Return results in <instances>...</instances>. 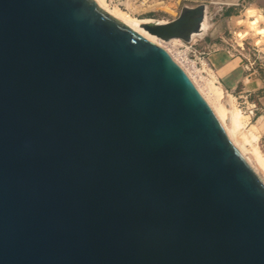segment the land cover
<instances>
[{
	"label": "water",
	"instance_id": "obj_1",
	"mask_svg": "<svg viewBox=\"0 0 264 264\" xmlns=\"http://www.w3.org/2000/svg\"><path fill=\"white\" fill-rule=\"evenodd\" d=\"M206 17L141 27L189 44ZM0 264H264L261 174L95 0H0Z\"/></svg>",
	"mask_w": 264,
	"mask_h": 264
},
{
	"label": "rangeland",
	"instance_id": "obj_2",
	"mask_svg": "<svg viewBox=\"0 0 264 264\" xmlns=\"http://www.w3.org/2000/svg\"><path fill=\"white\" fill-rule=\"evenodd\" d=\"M211 1L105 0L107 6L119 7L133 18L161 22H168L176 18L183 6L192 7L201 2L205 3L207 17L204 31L194 35L193 40L189 44H185L187 48L181 46L180 43H175L174 47L181 50L186 49V56L200 69L203 78H210L211 74L214 75L217 84L222 87L224 92L222 101L227 108H229V95L234 97L235 105L247 117L245 126L249 128L253 124L257 128L259 132L257 145L264 155V37L253 35L243 21L245 10L250 6L240 4L225 8L220 4H211ZM228 11L229 15H226ZM259 26L264 27V17L260 18ZM244 32L248 34L244 37L238 35V33ZM257 40L260 42L257 43ZM153 42L157 43V41ZM215 57L216 60H214ZM228 59L232 63L226 69L231 68L234 75L237 76V78L235 77L236 81H233L235 86L232 88L227 87L228 82L224 81L232 74L229 72V75L221 76L223 70H220L219 66L222 60ZM203 63L206 64V67ZM259 173L264 179L263 172Z\"/></svg>",
	"mask_w": 264,
	"mask_h": 264
},
{
	"label": "bare ground",
	"instance_id": "obj_3",
	"mask_svg": "<svg viewBox=\"0 0 264 264\" xmlns=\"http://www.w3.org/2000/svg\"><path fill=\"white\" fill-rule=\"evenodd\" d=\"M96 3L108 12L111 16L127 25L130 29L140 34L145 39L151 41H157V45L162 47L169 55L181 66V68L189 76L193 84L199 90V92L204 96L212 110L224 126L226 132L237 145V147L242 151V153L252 162V164L259 169L264 174V155L260 152L257 141L259 139V132L255 125H250L249 128L245 126L247 117L244 116L240 109L234 103V97L229 95V108L223 103L224 92L222 87H220L214 75H210V78H203L200 69L195 66L194 62L186 56V49L175 48V43H180L181 46L186 47L182 44L180 40L173 39L168 42L160 40L158 37L149 34L141 27V23L148 20H139L131 17L127 12L121 10L119 7H109L107 6L105 0H95ZM264 17L261 14H257L254 8H246L244 13V22L247 24L248 30L253 33V35L264 37V27L259 26L260 18ZM206 21V19H205ZM205 21L202 24V32L204 27H206ZM240 21V20H239ZM248 33H238L241 37L246 36ZM198 35V34H196ZM260 41L257 40V43ZM204 67L206 64L203 63ZM206 69V68H204ZM259 171V172H260ZM264 177V176H263Z\"/></svg>",
	"mask_w": 264,
	"mask_h": 264
},
{
	"label": "crops",
	"instance_id": "obj_4",
	"mask_svg": "<svg viewBox=\"0 0 264 264\" xmlns=\"http://www.w3.org/2000/svg\"><path fill=\"white\" fill-rule=\"evenodd\" d=\"M219 4L225 8H229V7L231 8L234 6H238L240 4H244V5L250 6L251 8H254L261 15H264V0H221ZM216 59L217 58L215 57L214 60H216ZM223 63H225V64L223 65ZM231 63H232V61L230 59L222 60L221 63L219 64V66L221 68L220 70H223L222 74L217 72L218 74H221V76H227V74L229 75V72H230V74L233 75V77L231 75V76H228L226 79H224L225 82H228L229 85L226 83L225 84L229 88H232L235 86V82H233V81H236L235 77L237 78V76L234 75V72L231 70V68L226 69V67L227 66L229 67V65ZM215 66H218V65H215ZM263 126H264V116H263Z\"/></svg>",
	"mask_w": 264,
	"mask_h": 264
},
{
	"label": "trees",
	"instance_id": "obj_5",
	"mask_svg": "<svg viewBox=\"0 0 264 264\" xmlns=\"http://www.w3.org/2000/svg\"><path fill=\"white\" fill-rule=\"evenodd\" d=\"M226 15H229V11H228V12H226Z\"/></svg>",
	"mask_w": 264,
	"mask_h": 264
}]
</instances>
